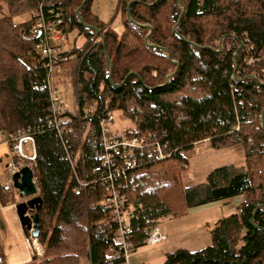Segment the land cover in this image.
I'll list each match as a JSON object with an SVG mask.
<instances>
[{
	"label": "trees",
	"instance_id": "trees-1",
	"mask_svg": "<svg viewBox=\"0 0 264 264\" xmlns=\"http://www.w3.org/2000/svg\"><path fill=\"white\" fill-rule=\"evenodd\" d=\"M38 1L0 0V132L41 127L32 163L43 199L41 264H80L83 257L106 264L113 226L99 223L105 218L100 208L104 191L92 185L86 193L75 188L66 152L71 144L79 146L80 122L66 112L70 142L44 125L49 95L36 85L47 75L45 58L30 35L32 23L18 18L23 14L17 11ZM61 1L63 34L79 28L85 39L62 52L71 55L62 67L77 71V105H94L99 112L111 100L110 109L122 111L136 133L165 134L177 149L170 158L154 160L124 178L135 249L147 245L148 229L162 220L243 195L248 204L242 212L206 225L211 245L175 250L162 264H264V206L255 216L260 228L250 222L264 203V0H120L125 16L121 34L92 12L91 0ZM249 58L254 61L248 63ZM177 63L178 71L165 84ZM90 119L85 138L89 174L99 131L97 118ZM207 139L218 149L240 146L245 163L217 167L205 182L186 186L184 152Z\"/></svg>",
	"mask_w": 264,
	"mask_h": 264
},
{
	"label": "built area",
	"instance_id": "built-area-1",
	"mask_svg": "<svg viewBox=\"0 0 264 264\" xmlns=\"http://www.w3.org/2000/svg\"><path fill=\"white\" fill-rule=\"evenodd\" d=\"M61 0H40L36 4V11L32 16L31 37L37 40L36 48L45 58L44 66L47 75L42 84L36 85L39 91H45L49 95V105L45 128L55 130L61 138L68 137L71 140L70 120L66 112L72 111L80 122L81 139L77 148L72 144L65 147L67 157L70 162L72 173L76 178L77 190L87 191L89 186H100L104 191V197L100 202V208L105 213V218L99 223H109L113 226L112 240L108 244L106 252V264H131L129 258L136 250L132 239V215L128 210L127 198L124 193V178L127 173L136 168H140L154 160H164L170 158L177 150L165 141V134L159 132H149L138 134L134 130V125L117 128L114 126L116 118L115 111L111 110V100H107L98 112L96 106L76 108L71 110L61 94L60 87L55 81V76L60 72L62 64L71 57L63 54L62 50L55 45L62 34L61 21L63 12L60 8ZM254 59L249 58L248 63ZM97 118L99 125L97 133V148L94 151V162L91 173L88 169V152L85 149V138L92 127L90 118ZM85 119L89 120L90 128H84ZM44 128V127H43ZM41 127H24L13 134L0 132L4 135L3 142L7 144L13 152V160L10 165L11 175L3 186L5 191L14 190L12 175L23 166H30L37 157L35 135ZM30 142L33 147L29 154L24 152V144ZM35 180V177H34ZM16 190V189H15ZM247 200L243 199L237 212H242L247 205ZM148 246H153L162 242L166 236L160 226H153L148 229ZM27 243L33 256L40 257L44 254V247L38 236H34L31 231L27 235ZM0 264H5V258L0 252Z\"/></svg>",
	"mask_w": 264,
	"mask_h": 264
},
{
	"label": "crops",
	"instance_id": "crops-1",
	"mask_svg": "<svg viewBox=\"0 0 264 264\" xmlns=\"http://www.w3.org/2000/svg\"><path fill=\"white\" fill-rule=\"evenodd\" d=\"M119 10H121L120 7ZM67 69L68 70H64V72L68 75L66 78L70 79V68ZM64 72H61L60 74ZM59 87L61 94L65 92V96L62 95L64 96L65 103H67L68 107L73 110L75 102H72L71 97L69 99L66 97L71 95L70 87H68L67 84L63 85L61 83L59 84ZM3 140L4 135L0 133V252L4 255L5 264H35L39 259L35 258L31 252L27 243L26 228L21 224L16 209V203L21 200L20 194L15 189L11 191H5L3 189V186L11 175L10 165L13 160V152H11L9 146L5 144ZM210 146V142L206 143L201 141L199 145H196L194 149L188 153L195 151V153H199L197 155L199 157L201 151L204 150V153H208L206 156L211 157L214 147L210 148ZM215 150L224 152L227 160L219 165L213 164L211 166L212 168L209 167L211 169H207L206 176L217 167L230 163L235 165H243L245 163V156L243 155L240 146L221 149L215 148ZM188 153H185V156L190 160ZM205 167L204 164L203 170ZM205 178L207 179V177ZM206 179L203 182H205ZM198 183H192L186 186ZM243 199V195H236L225 200L199 206L183 216L162 220L159 225L166 238L162 242L153 246H148L147 244L146 246L135 250L129 258L130 263L162 264L165 260L166 254L175 250L187 249L189 251H196L211 245L212 238L206 225L235 213ZM80 264H93V262L90 258H85L82 259Z\"/></svg>",
	"mask_w": 264,
	"mask_h": 264
},
{
	"label": "rangeland",
	"instance_id": "rangeland-1",
	"mask_svg": "<svg viewBox=\"0 0 264 264\" xmlns=\"http://www.w3.org/2000/svg\"><path fill=\"white\" fill-rule=\"evenodd\" d=\"M36 4H34V6L31 9L28 8V6L26 8L25 7L21 8V9L18 8L17 11L22 10L20 12V14H23V15H20L18 18H20L21 20L26 21V22L30 21L32 23L31 19H32V16H34V13L36 11ZM119 5H120L119 0H91L90 1V6H91L92 12L102 22H104L105 24L108 23L112 29L117 31L118 34H121L123 31V27H124V17L125 16H124L123 10L122 9L119 10ZM3 12L8 13L7 7L4 9ZM1 15H2V12H0V16ZM79 31H80L79 28H75V29L73 28V29L67 30V32H65L64 34L62 32L60 39L55 42V45L58 48H60L62 51H67V50H70V49L78 47V46L80 47L81 45L84 44L85 39L83 38V36L78 35ZM68 68H70V67H68ZM64 70H68V69L67 68L65 69L61 66L60 72H58L55 76V81L58 84V86L61 83L63 85L67 84L68 87H70L71 95H68L66 97H68V99L70 97L72 98V102H75V107L73 108V110H76V108L78 107L77 106V100H78V97H77L78 93L77 92L79 89V85L77 83V71H74L75 70L74 68L73 69L70 68L69 69V72H70L69 78L70 79H67L66 76H68V75L64 72ZM61 72H64V73L60 74ZM62 95L65 96V92H63ZM115 115H116V118L114 121L115 127L121 128L124 126H129L130 124L133 125L132 121L129 120L126 116H124L122 111H119V110L115 111ZM88 121L86 123L84 121V123H83L85 129L90 128V123ZM80 135H81V131H80ZM88 135H89V133H88ZM80 139H81V137H80ZM203 141L206 143L207 142L209 143V141L202 140V142ZM200 142L196 143V145H199ZM32 147H33V145L30 142L24 144V152L26 153V155L29 154V150L32 149ZM210 148H213V147L210 146ZM193 149H191V150H193ZM191 150L184 152V155H185V153H188ZM209 150H212V149H209ZM204 152L205 151L202 150L199 157L197 156L199 153H195V151H193L192 153H188V156L190 158V160L188 159L189 164L187 166V169L184 171V173H182V180H183L185 185L203 182L206 179L205 177H207L206 176L207 169H211L212 168L211 166L213 164L219 165V164L224 163L225 160H227L225 153L220 152L218 150H215V148H214V151H213V154L211 157H207L206 154L208 155V153H204ZM204 164L206 167L203 170ZM209 167H211V168H209ZM129 212H130V210H129ZM159 224L160 223H158L157 226H160ZM160 228H161V226H160ZM44 254H45V249H44ZM44 254L40 257H36L37 259H39L38 262L40 264L44 262V258H45ZM85 258L86 257H83V259H85Z\"/></svg>",
	"mask_w": 264,
	"mask_h": 264
},
{
	"label": "water",
	"instance_id": "water-1",
	"mask_svg": "<svg viewBox=\"0 0 264 264\" xmlns=\"http://www.w3.org/2000/svg\"><path fill=\"white\" fill-rule=\"evenodd\" d=\"M87 1V0H85ZM84 1V2H85ZM129 9V6H128ZM185 11V8H183ZM184 13V12H183ZM128 10V15H129ZM99 32V28L96 26L88 25ZM148 36L146 37L147 40ZM220 47H222V43L220 42ZM241 46L239 47V49ZM171 59V56L169 55ZM235 58L237 59V52L235 53ZM238 67V63L236 62V68ZM179 68V63H177V68L166 78L165 84L168 82L169 78L176 74ZM112 72V68H111ZM263 118H264V110H263ZM13 186L19 192L21 200L16 203L17 213L20 219L21 224L28 230L31 231L34 236H39L40 231V210L43 205V199L38 194L39 189L37 187L36 181L34 180V171L33 169L26 165L23 166L18 171L14 172L12 175ZM264 206V203L259 204L250 219V222L256 227L260 228L259 225L255 223V216L259 209ZM264 230V228H263Z\"/></svg>",
	"mask_w": 264,
	"mask_h": 264
},
{
	"label": "bare ground",
	"instance_id": "bare-ground-1",
	"mask_svg": "<svg viewBox=\"0 0 264 264\" xmlns=\"http://www.w3.org/2000/svg\"><path fill=\"white\" fill-rule=\"evenodd\" d=\"M242 47V46H241Z\"/></svg>",
	"mask_w": 264,
	"mask_h": 264
}]
</instances>
